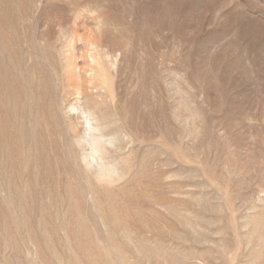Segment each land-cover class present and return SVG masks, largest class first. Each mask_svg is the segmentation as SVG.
<instances>
[{
	"label": "rangeland",
	"instance_id": "1",
	"mask_svg": "<svg viewBox=\"0 0 264 264\" xmlns=\"http://www.w3.org/2000/svg\"><path fill=\"white\" fill-rule=\"evenodd\" d=\"M0 264H264V0H0Z\"/></svg>",
	"mask_w": 264,
	"mask_h": 264
}]
</instances>
